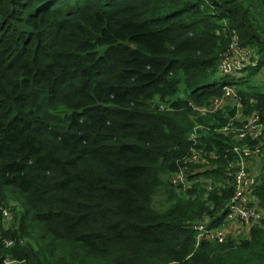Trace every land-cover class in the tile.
<instances>
[{
    "label": "trees",
    "instance_id": "trees-1",
    "mask_svg": "<svg viewBox=\"0 0 264 264\" xmlns=\"http://www.w3.org/2000/svg\"><path fill=\"white\" fill-rule=\"evenodd\" d=\"M232 31L259 64L219 76ZM262 63L264 0H0V208H19L0 264H264V223L198 247L190 228L224 219L243 142L190 116L229 86L264 125ZM197 125L207 156L179 194ZM255 158L264 211V140Z\"/></svg>",
    "mask_w": 264,
    "mask_h": 264
},
{
    "label": "built area",
    "instance_id": "built-area-1",
    "mask_svg": "<svg viewBox=\"0 0 264 264\" xmlns=\"http://www.w3.org/2000/svg\"><path fill=\"white\" fill-rule=\"evenodd\" d=\"M230 43L228 50L224 54L219 66L220 76H238L239 72L246 67H257V60L253 53L242 49L239 45V38L235 31L230 32ZM227 88L224 87V95L229 96ZM208 108L201 109L203 112H214L216 106L209 104ZM213 108V110H211ZM197 109V108H196ZM195 109V110H196ZM164 110V107H161ZM217 133L231 134V136L241 145L234 146L231 154L235 156V172L232 176L234 195L227 205L226 215L221 222L215 219L205 218L198 223L191 225V230L196 235V247L202 242L224 244L228 241H240L249 238V233L253 227L260 225L257 212L259 207L254 203L252 191L255 187V176L247 169L248 161L255 158L261 152L264 140V125L257 114H252L243 121L229 119L225 126ZM206 135L201 126H196L188 134L190 148L187 156L181 160L177 172L170 178V184L179 192L186 193L193 189L196 181L191 179L200 173L198 165L204 164V157L207 153L199 148L202 138ZM192 166V167H191ZM223 182L224 185H230ZM217 186H208L207 192H212ZM3 221L10 222V215L6 210H1ZM5 247H11L12 241H4Z\"/></svg>",
    "mask_w": 264,
    "mask_h": 264
},
{
    "label": "rangeland",
    "instance_id": "rangeland-1",
    "mask_svg": "<svg viewBox=\"0 0 264 264\" xmlns=\"http://www.w3.org/2000/svg\"><path fill=\"white\" fill-rule=\"evenodd\" d=\"M252 55L257 60V56H255L254 53ZM258 64L259 63L257 61V67H258ZM262 64L264 65V63H262ZM263 65L261 67V70L258 72V76L255 77L256 81L258 80L259 82H264V69H263L264 66ZM252 69H255V68L246 67L243 70H252ZM237 82H238V79L233 80V83H237ZM232 86L234 87V85H232ZM226 87H229V86H226ZM227 89L228 90H225V91H227L229 96L223 95L222 97H220L218 99H214L211 101V104H213L217 107L216 110H214V112H212V113L203 112L201 109L208 108V107H198L196 110H193L194 112L192 111L193 114L190 117L195 119V120H198L199 118H203L207 115H215L218 113L225 115L228 120L229 119H235V121H243V120L247 119L248 117H250L253 113L250 115L244 114L241 101H240L239 97L236 95L234 89H232V88H227ZM208 109H210V108H208ZM211 110H213V108H211ZM197 126H200V125H197ZM201 127H203V126H201ZM250 161H252V160H250ZM254 176L256 178L257 174ZM176 192L180 194L179 191H176ZM160 204H161V199L160 198L156 199L155 206L160 207ZM5 209L10 215V222L8 223L7 221H2V226H3V228L7 229L8 227H10L12 225L14 213L19 211V208L15 203H8L5 206ZM257 216L259 217L258 221H261L264 223V211L259 209L257 212ZM4 263L5 264H12V263L15 264L16 262H12L10 260H4Z\"/></svg>",
    "mask_w": 264,
    "mask_h": 264
},
{
    "label": "crops",
    "instance_id": "crops-1",
    "mask_svg": "<svg viewBox=\"0 0 264 264\" xmlns=\"http://www.w3.org/2000/svg\"><path fill=\"white\" fill-rule=\"evenodd\" d=\"M247 169L250 173L256 175L259 172V166L257 163V158L253 159L251 162H248Z\"/></svg>",
    "mask_w": 264,
    "mask_h": 264
},
{
    "label": "clouds",
    "instance_id": "clouds-1",
    "mask_svg": "<svg viewBox=\"0 0 264 264\" xmlns=\"http://www.w3.org/2000/svg\"><path fill=\"white\" fill-rule=\"evenodd\" d=\"M1 210H6L5 208H0V213L2 214V212H1ZM2 221H3V218H2ZM5 241H9V240H5ZM3 245H4V241H3ZM5 246V245H4ZM13 246V245H12ZM11 246V247H12ZM11 247H8V248H11ZM5 248H7V247H5ZM7 248V249H8ZM5 260H10L9 258H7V259H5ZM16 262V261H15Z\"/></svg>",
    "mask_w": 264,
    "mask_h": 264
}]
</instances>
